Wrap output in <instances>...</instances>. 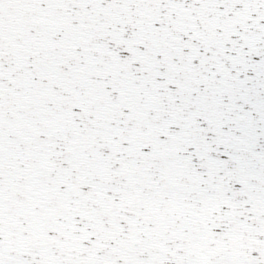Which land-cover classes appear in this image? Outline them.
<instances>
[{"label":"snow or ice","instance_id":"1","mask_svg":"<svg viewBox=\"0 0 264 264\" xmlns=\"http://www.w3.org/2000/svg\"><path fill=\"white\" fill-rule=\"evenodd\" d=\"M0 264H264V0H0Z\"/></svg>","mask_w":264,"mask_h":264}]
</instances>
